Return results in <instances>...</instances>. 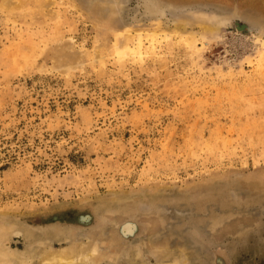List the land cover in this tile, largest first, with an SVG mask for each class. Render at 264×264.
Instances as JSON below:
<instances>
[{
    "label": "rangeland",
    "instance_id": "1",
    "mask_svg": "<svg viewBox=\"0 0 264 264\" xmlns=\"http://www.w3.org/2000/svg\"><path fill=\"white\" fill-rule=\"evenodd\" d=\"M2 2L0 221L114 237L116 264H264L259 0Z\"/></svg>",
    "mask_w": 264,
    "mask_h": 264
},
{
    "label": "bare ground",
    "instance_id": "2",
    "mask_svg": "<svg viewBox=\"0 0 264 264\" xmlns=\"http://www.w3.org/2000/svg\"><path fill=\"white\" fill-rule=\"evenodd\" d=\"M17 1L3 0L2 3L3 6L13 9ZM258 5L256 6L264 10V0H259ZM203 15L198 14L204 20L207 16ZM238 27L239 29L244 28L243 25H238ZM6 224L4 220L0 221V264H28L32 259H36L41 264H116L111 261L117 254V247H119L114 237L107 236V239L103 241V237L95 233L92 236L85 233L76 235L71 231L63 232L64 234L53 233L48 235L46 234L47 231L59 233L60 228L46 226L42 229L44 234L38 240L36 233L39 236L41 230L35 231L31 226H27L22 232ZM125 228L127 226H124ZM15 234H23L28 240L27 252L23 255L17 254L14 248L7 247L8 240H11ZM64 235H66L67 240ZM51 238L59 243L54 244L56 241L49 240ZM60 239H64V241H59Z\"/></svg>",
    "mask_w": 264,
    "mask_h": 264
}]
</instances>
